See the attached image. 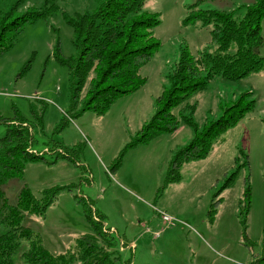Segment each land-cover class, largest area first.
<instances>
[{
  "label": "rangeland",
  "instance_id": "obj_1",
  "mask_svg": "<svg viewBox=\"0 0 264 264\" xmlns=\"http://www.w3.org/2000/svg\"><path fill=\"white\" fill-rule=\"evenodd\" d=\"M19 1L0 0V15ZM21 1L15 16L41 9L47 1L57 11L27 24L14 47L0 56V139L9 126L25 121L31 150L49 164H27L23 177L11 180L4 191L9 204L17 206L24 187L39 199L45 190L61 188L44 217L26 216L23 225L55 255L68 252L81 235L93 233L88 216L98 223L97 215L103 233L105 228L113 231V252L132 264H264V71L239 82L216 77L172 111L180 121L178 131L127 150L118 164L131 139L156 114L157 100L170 86L182 50L195 56L218 51L211 26L184 25L189 7L199 3L200 10L234 12L242 19L256 0H147L145 11L159 14L161 24L153 31L161 47L141 70L146 84L103 116L78 114L89 84L72 107V78L59 58L76 55L74 31L64 16L93 13L104 0ZM235 51L233 46L230 53ZM257 52L264 58V44ZM243 95L248 96L246 103L255 100L254 111L215 139L206 159L185 164L179 182L167 184L172 159L194 138L181 115L191 117L193 106L192 118L202 131ZM247 186L249 209L244 201ZM165 215L174 221L165 222ZM8 232L0 225V235ZM29 249L30 242L22 240L14 264H28L23 256Z\"/></svg>",
  "mask_w": 264,
  "mask_h": 264
},
{
  "label": "trees",
  "instance_id": "obj_2",
  "mask_svg": "<svg viewBox=\"0 0 264 264\" xmlns=\"http://www.w3.org/2000/svg\"><path fill=\"white\" fill-rule=\"evenodd\" d=\"M20 3L21 0L10 12L0 15V56L14 47L17 36L27 24L52 16L57 11V6H49L47 1L41 9L15 16ZM146 3L147 0H104L93 13L64 16L74 31L76 55L60 57L59 62L68 68L72 78L73 108L77 106L86 85L90 86L86 102L78 114L91 111L103 116L119 99L136 93L146 84L147 79L141 75V70L161 47L153 31L161 24L159 14L145 11ZM198 6L199 3L189 7V15L183 23L201 22L204 26H211V39L218 46L217 53L202 51L195 56L188 49L182 50L180 60L169 76L170 86L157 100L156 114L131 139L118 164L127 150L178 131L180 121L172 111L195 92L205 90L216 77L239 82L251 74L264 71V58L257 52L264 44V0H256L252 6H247L242 19H237L234 12L200 10ZM233 46L236 51L230 53ZM245 98L248 96L243 95L238 104L225 109L219 120L209 122L202 131L192 118L195 112L193 106L191 117L181 115L184 123L194 130V138L172 159L167 184L179 182L180 171L185 164L206 159L214 140L254 111L255 100L246 103ZM19 122L21 124L9 126L5 137L0 139V225L9 228L8 233L0 235V264H14L12 257L22 240L30 242V249L23 256L28 264H73L76 261L82 264H132L131 261H122L113 252L115 241L111 230L105 228L107 233H103L104 224L97 215L98 223L93 215L88 216L94 232L81 235L68 252L57 255L43 246L31 228L23 225L26 216L44 217L54 205L61 188H49L39 199L24 187L18 205L9 204L4 187L11 180L22 178L27 164L38 161L49 164L31 150V132L24 126L25 121ZM62 155L66 156L64 152ZM66 157L70 159L68 153ZM234 177L226 182V188L232 185ZM244 201L249 209L248 186ZM215 206L212 213L216 212Z\"/></svg>",
  "mask_w": 264,
  "mask_h": 264
},
{
  "label": "built area",
  "instance_id": "obj_3",
  "mask_svg": "<svg viewBox=\"0 0 264 264\" xmlns=\"http://www.w3.org/2000/svg\"><path fill=\"white\" fill-rule=\"evenodd\" d=\"M62 152V151H61ZM163 217V216H162ZM163 219H164V221L165 222H167V223H171V222H173L174 221V219L171 217V216H168V215H165L164 217H163ZM106 230V229H105ZM107 231V230H106ZM113 231H110V233H112ZM121 247H122V250H125L124 249V243L123 242H121Z\"/></svg>",
  "mask_w": 264,
  "mask_h": 264
},
{
  "label": "crops",
  "instance_id": "obj_4",
  "mask_svg": "<svg viewBox=\"0 0 264 264\" xmlns=\"http://www.w3.org/2000/svg\"><path fill=\"white\" fill-rule=\"evenodd\" d=\"M131 246H132V245H131ZM133 246H134V245H133ZM133 246H132V247H133Z\"/></svg>",
  "mask_w": 264,
  "mask_h": 264
}]
</instances>
